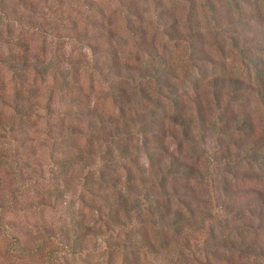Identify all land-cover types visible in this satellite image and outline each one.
Listing matches in <instances>:
<instances>
[{
    "label": "rangeland",
    "instance_id": "1",
    "mask_svg": "<svg viewBox=\"0 0 264 264\" xmlns=\"http://www.w3.org/2000/svg\"><path fill=\"white\" fill-rule=\"evenodd\" d=\"M132 1L0 0V264H228L229 261L231 264H264V258L250 262L240 243L231 250L226 248L228 246H213L214 241H208L203 231L197 230L199 217H206L207 208H213L211 203L228 201L229 191L238 192L236 197L241 203L261 192L259 207L248 205L253 200L246 201L245 206L253 207L256 213L264 211V182L241 175L236 180L229 179L231 176L225 172L227 166L222 163L227 160L218 157L225 152L226 156L234 158L236 148L233 138L216 128L222 102H214L211 111L214 120L205 128L195 106V88L187 81L182 82L184 112L191 116L192 123L188 126L189 135L182 132L181 125L176 128V134L171 137L172 147L179 149L184 143L185 157L192 161L199 157L205 168L204 178H200V193L195 199L191 198L198 219L188 225L189 241L181 253L175 252L173 246L169 250L161 247L157 235L163 226L160 218L149 211L155 213L157 202L168 197L158 196L157 187L144 186L141 163L145 152L135 147L136 140L129 137L130 149L135 155L129 154L128 149L125 150L128 154L121 152L110 160L107 158L112 156L105 150L116 146L110 141L113 136L108 137L107 144L94 140L92 146L88 133L74 135L61 130V121H75L76 114H70L68 107L72 106L67 98L59 96V92L52 93L54 81L67 78L71 85L74 68L78 69L76 75L84 87L91 81L96 86L105 84L101 76L91 73L89 62L95 56L108 55L105 51L96 55L98 49L94 47L105 50L109 43L123 50L132 63L141 61L139 55L135 56L137 50L131 36L136 35L137 27L128 21L130 17L135 25L149 33L159 49L170 55L171 60L187 55V44L166 38L157 14L162 10L178 15L188 9L186 0L183 10L173 6V0H135L139 4V16L129 14L128 2ZM236 3L246 9L250 5L255 10L258 17L255 25L264 33V0H216L218 12L223 15H234ZM202 14L199 0H194V16L198 22L190 27L204 31V47L215 59L222 57L227 61L226 72L242 75L238 56L228 42H212L209 31H213V24ZM70 19L77 22V26L79 24L78 28L86 26L90 32L73 34ZM97 19L103 21L106 33L111 26L115 36L112 33L96 35L92 29ZM234 24L227 23L228 33H233L229 28ZM25 63L33 66L24 72L26 79L22 80L18 72L22 70L20 64ZM177 64L181 74L185 68L180 67V61ZM211 67L219 66L218 63L209 65L208 69ZM18 89L24 92L18 93ZM239 103V111L248 109L254 128L261 129L264 113L253 93L248 94L244 107L241 100ZM114 108L119 112L118 107ZM118 140L122 142L121 137ZM80 148L90 153L84 155L89 157L87 164L78 156ZM103 161L102 173L97 169L88 173V165L102 166ZM244 165L241 163L239 167L244 168ZM128 166L131 174L126 171ZM115 173L129 174L130 186L125 189L124 199L117 192L119 180L112 178ZM218 186L223 193L217 192ZM172 199V204L178 206V199ZM242 212L252 214V210L246 208ZM218 222L219 225L214 224L221 230L220 234L243 232L258 238L264 236L259 228L250 229L249 233L237 225L235 216L228 215V219ZM171 227L174 235L175 227ZM193 238L197 242L195 245Z\"/></svg>",
    "mask_w": 264,
    "mask_h": 264
},
{
    "label": "trees",
    "instance_id": "2",
    "mask_svg": "<svg viewBox=\"0 0 264 264\" xmlns=\"http://www.w3.org/2000/svg\"><path fill=\"white\" fill-rule=\"evenodd\" d=\"M91 1L95 2V0ZM184 1L173 0L172 5L180 6L183 10ZM186 1L188 9L178 15L162 10L157 14L164 25L160 24L166 38L174 43L187 44V55L176 61L171 60L170 55H166L159 49L158 43L150 38L149 33L143 27L135 25L130 17L128 21L137 27L136 35L131 37L137 50L135 56L139 55L141 63L139 61L132 63L123 50L110 43L105 50L94 47V50L98 49L96 55L99 51L108 52V55L95 56L89 62L91 73L101 76L106 81L105 84L99 83L96 86L91 81L88 87H84L83 81L76 75L78 69L73 68L74 80L71 79V85L67 78H64L54 81L51 88L53 94L59 92V96L68 99L70 102L68 104L72 106L68 107L70 114H76L75 121H61L63 132H71L74 135L86 132L91 136L92 146L94 140L107 144L108 137L113 136L110 141L116 146L114 145V149L109 147L105 150L109 156H112L107 159L112 160L116 154L121 152L128 154L125 150L131 147L129 137L136 140L135 147L141 148L140 151L145 152L144 161L141 163L144 186L146 188L157 187L160 192L158 196L167 195L168 197L164 201L157 202L155 213L148 209L152 214H156V218H160V223L163 226L157 236L160 238L163 250H169V247L173 246V250L177 253H181L183 248L188 245V225L193 219H198L196 214L194 215L195 209L192 207L191 198L195 199L200 193L202 187L200 178H204L202 172L205 168L199 157L195 161L185 157L187 153L184 143L180 144L179 149L172 147L171 137L176 134V128H180L181 125L182 132L189 135L188 126L192 123L191 116L184 112V101L181 94L184 90L183 81H187L193 89L195 88L194 102H196L197 113L205 128L208 127L209 122L214 120L211 117L214 102L223 103L221 110L217 113L219 123L216 128L231 136L233 145L236 147L233 153L235 154L234 158L226 156L223 151V154L219 153L218 155L219 158L227 160L222 163L225 167L227 166L225 172L231 176L229 179L236 180L241 175L258 178L264 182V123H262L261 129H257L256 126L254 128L255 124L250 111L243 109V112H240L238 107L241 104L240 100L244 107V102L251 92L262 106L264 113V33H261V29L259 30L255 25V20L258 19L256 12L250 5L247 10L246 7H241L242 5L236 3L234 15L228 13L223 15L218 12L216 0H199L203 8V17L208 21L211 20L210 22L213 24L211 27L213 31H209V34L213 36L212 42H218V44L228 42L238 56L237 59H239L244 72L242 75H246L244 78L242 75L226 72L227 61L222 57L215 59L211 51L204 47L203 43L206 44L204 31L199 27H190L191 24L198 22V18L194 16V0ZM128 8L130 15L139 16L141 14L138 9L139 4L135 0L128 2ZM85 16L87 17L86 14ZM70 20L72 24L69 26L74 32L73 34H80V31L87 32V34L90 32L91 29H87L86 26L78 28L79 24L77 26V22ZM226 22L235 23L234 27L230 26L231 28H229L233 33L227 32ZM92 30L96 32V35L97 33L100 35L112 33L115 36L111 26L107 28V33L104 31V24L100 19L96 20ZM220 49L222 48L219 47ZM178 61H180V67L185 68L181 74L177 68ZM217 63L219 67L208 69L209 65H217ZM11 66L15 68V65ZM30 66L32 67L33 64H20L22 70L18 73L22 80L26 79L24 72ZM34 67L36 69L35 65ZM44 70H47V67ZM206 70L207 72L203 74ZM66 74L64 73V76ZM250 76L253 77L249 78ZM29 90L32 91L33 87ZM20 92L24 91L18 89V93ZM112 102L115 105H112ZM114 107H118L119 112ZM240 131L241 133H238ZM108 133L109 135H107ZM119 137L122 142L118 140ZM91 145L87 147H91ZM227 146L226 149H229L230 145ZM80 149L78 156L87 164L86 159L89 157L86 158V156H89L90 153L84 151L83 148ZM129 152V154L135 155L131 149ZM103 162L102 166H96V163L94 166L88 165V173L92 174L96 169L102 173V168L105 166V161ZM241 163L245 164L244 168L239 167ZM126 171L129 174L132 173L129 166L126 167ZM128 173H123V176L119 173L112 175V178L119 180L120 185L117 192L123 199L125 198V189L130 186ZM207 180L211 181L210 178ZM219 188L218 186L217 192L223 193L224 191ZM257 193V197H249L241 203L236 197L239 193L229 191L228 201L223 200L214 205L211 203L213 208H207L206 217H202V215L199 217L201 220L199 219L200 225L197 230L203 231L202 233L205 234L208 241H214L213 246H228L226 248L231 250V248H237L240 243L250 262L264 258V236L258 238L243 232L236 233V235L230 234L231 236L220 234L221 230L214 224L216 222L219 225L218 221L228 219V215H231L237 218L236 224L248 232L254 228L264 231V211L259 210L256 213L253 207L245 206L246 201L253 200L248 205L259 207L258 200L260 199L258 198L263 194ZM171 197L178 199V206L172 204L174 200ZM244 208L252 210V214H244L242 212ZM227 210L230 211L228 214L225 213ZM226 222L228 223V221ZM171 225L175 227L174 235L171 234ZM193 240L194 245L197 244L194 238ZM228 264L231 262L229 261Z\"/></svg>",
    "mask_w": 264,
    "mask_h": 264
}]
</instances>
